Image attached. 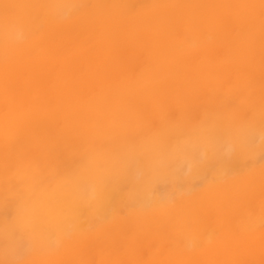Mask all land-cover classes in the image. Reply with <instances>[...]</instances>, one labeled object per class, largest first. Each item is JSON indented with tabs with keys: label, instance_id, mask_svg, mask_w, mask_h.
I'll list each match as a JSON object with an SVG mask.
<instances>
[{
	"label": "bare ground",
	"instance_id": "1",
	"mask_svg": "<svg viewBox=\"0 0 264 264\" xmlns=\"http://www.w3.org/2000/svg\"><path fill=\"white\" fill-rule=\"evenodd\" d=\"M0 264H264V0H0Z\"/></svg>",
	"mask_w": 264,
	"mask_h": 264
}]
</instances>
